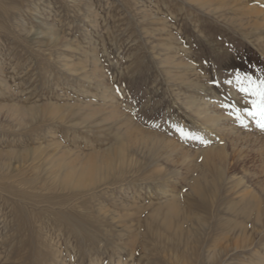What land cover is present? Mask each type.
<instances>
[{
	"label": "rangeland",
	"instance_id": "obj_1",
	"mask_svg": "<svg viewBox=\"0 0 264 264\" xmlns=\"http://www.w3.org/2000/svg\"><path fill=\"white\" fill-rule=\"evenodd\" d=\"M261 80L264 0H0V264H264V130L240 91ZM219 143L216 195L195 199L185 183ZM108 155L110 174L64 187Z\"/></svg>",
	"mask_w": 264,
	"mask_h": 264
},
{
	"label": "bare ground",
	"instance_id": "obj_2",
	"mask_svg": "<svg viewBox=\"0 0 264 264\" xmlns=\"http://www.w3.org/2000/svg\"><path fill=\"white\" fill-rule=\"evenodd\" d=\"M175 64H176V62L173 61V66ZM176 68H178V64H176ZM208 103L205 104L204 106L197 105L195 103H193V104L190 103L189 105H188V103H186V104L188 105L187 107L189 108V111L193 115H195V117L198 121H200V126H201L200 129L204 130L205 128L208 127L211 130H216L221 135V137L227 141L229 146H232V142H234L236 145L237 142L241 141V140H239V136H237V135H239V133L237 134V131L233 130L231 127H227L228 125L225 126V124L223 123L224 116L219 114L218 112L216 113L215 110H212L211 108L209 109ZM219 106H221V105H218V107ZM14 110L19 112L20 114H30V113L36 112L38 109H36L34 107L16 108V109L13 108L12 112H14ZM40 110H42V109H40ZM240 113H243V111H240ZM117 114L118 113H116V115H114V117H116ZM120 128L122 129V132H120V130L119 131L117 130V131H118V133H120L121 137H128L129 136L128 132L130 133V131L132 130L131 128H128L126 125H123ZM154 136H155L154 139H156V140L158 139L157 144L159 146H160V142L162 143L163 146H160V147H162V149H163V147L164 148L167 147L164 144V142L167 144H172L170 141H164V139L158 135H154ZM204 138H205V140H207V142H209L210 140H212L214 138V135H213V133L212 134L207 133V134H204ZM144 139L152 140L151 137L150 138L144 137ZM226 145H227L226 143L225 144L219 143V144L215 145V147H205L204 149L199 151L200 152L199 158H201V163H200V166L198 167V170H196L197 173L195 175H193L196 172L195 169H193L192 170L193 174H192L190 180L188 179L189 182L186 181L187 183H185L189 189V193L191 194V196L193 198L204 201L209 196H215L216 195V192L214 190L215 181L221 180L223 178L225 166L223 164H215V163L223 162L226 159V154H225ZM108 160H107V162H106V159L104 160L105 163L103 164V169L101 171H100L98 166L92 167V168L84 167L81 170L71 169V171H69V173H67L64 176V179H63L65 181L64 187L68 188V189H73V188L83 189L86 186L85 180H88L89 184L94 185L95 181H97L98 174L101 175V173H103L102 172L103 170H106L107 174L111 173L112 164L115 161V159L114 160L110 159V156L108 155ZM120 161H122V159L119 160V163H120ZM214 164L216 166L213 167ZM186 165L188 167H186L185 171L189 170L190 167L192 166L191 164H186ZM211 168H212V170H211ZM210 170L213 173L214 182L212 180V176L210 175ZM101 176H103V174ZM102 178H104V177H102ZM183 182H185V181H183ZM208 194H210V195H208ZM245 201L246 200L244 198L241 200V202H245ZM196 206H198V205H196ZM200 206L202 208H205V205H203V204H200ZM236 206L237 205H235L234 210L237 209ZM251 207H252L251 203L248 202L242 208L236 210L234 212V214L237 216H242V218L244 220H248L249 216H251ZM173 214H176V212ZM258 217H259V215L256 216V218H255L256 221H258ZM186 219L187 220L189 219V221H190L189 217H186ZM202 223L203 222H200V226L203 227L204 225H202ZM165 228L168 229L169 228L168 225L165 224Z\"/></svg>",
	"mask_w": 264,
	"mask_h": 264
},
{
	"label": "snow or ice",
	"instance_id": "obj_3",
	"mask_svg": "<svg viewBox=\"0 0 264 264\" xmlns=\"http://www.w3.org/2000/svg\"><path fill=\"white\" fill-rule=\"evenodd\" d=\"M237 80L239 81V76L237 77ZM240 91L250 92L251 95L259 97L258 101L252 102L253 110L249 111L248 109H245V111L248 112V115L254 118L259 117V119L257 120V124L261 128V130H264V80H261L260 83L256 85L255 87H249V88L241 87ZM226 107H229V106H226ZM230 107H233L234 111H236L237 113L239 112L238 109H235L234 105ZM237 119L238 120L240 119L238 114H237ZM180 131L182 134V138L200 139L201 143H205V144L207 143V141L203 140V138L201 137L193 136L190 133H184L182 129Z\"/></svg>",
	"mask_w": 264,
	"mask_h": 264
}]
</instances>
